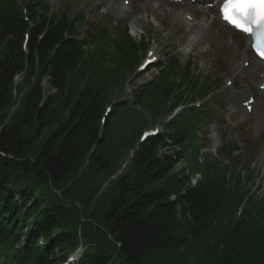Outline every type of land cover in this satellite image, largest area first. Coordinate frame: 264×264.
Returning a JSON list of instances; mask_svg holds the SVG:
<instances>
[{"label": "trees", "instance_id": "trees-1", "mask_svg": "<svg viewBox=\"0 0 264 264\" xmlns=\"http://www.w3.org/2000/svg\"><path fill=\"white\" fill-rule=\"evenodd\" d=\"M68 12L0 0V257L62 264L84 245L78 264H264V197L222 162L233 144L198 162L207 83L174 58L130 103L113 99L149 40L82 32L86 14Z\"/></svg>", "mask_w": 264, "mask_h": 264}, {"label": "rangeland", "instance_id": "rangeland-1", "mask_svg": "<svg viewBox=\"0 0 264 264\" xmlns=\"http://www.w3.org/2000/svg\"><path fill=\"white\" fill-rule=\"evenodd\" d=\"M29 1V0H28ZM53 11H60L67 8L69 10V16L74 17L75 15L84 12L86 14L88 22L81 27L82 32L87 30L90 25H94L96 28H101L107 25L109 22L113 24L110 26L113 35L118 34L119 31L128 26L130 35L139 40L141 35H147L150 39L149 46L141 52V64L147 59L150 51H156L157 56L160 58L158 62L166 63L170 58L178 56L180 64L184 65L189 61H192V65L195 72L204 76L205 74L210 77L213 83L209 97H215L214 100L219 101L220 113L222 114V124L213 122L207 128V138L209 140V150L212 149V136L215 134L218 136L219 144H221L222 136H226L230 140H236L237 143L243 148L242 155L255 156L254 171L255 174L254 183L251 184V189L264 193V121L261 127H255V121L257 116L262 117L264 115V105L258 110L257 115L249 117V122H244L242 110L239 107L231 108L235 104L233 103L234 91H240L236 87L228 85V79H232L233 74V63L234 60L231 58L234 52L229 51L226 48L218 47V50L214 53L209 52L208 56L205 57L199 53V50L189 45L190 35L186 34V29L178 28L173 23L167 25L165 28L162 25L161 20L151 10L154 9L152 2H147L145 5L147 10L143 9V5L133 9V11L123 17L118 16L114 12H110V5L113 1L111 0H45ZM120 4H123V0H119ZM139 1V0H138ZM149 7V8H148ZM169 6L161 5L156 10L165 17V21H178L175 18V14L171 15ZM156 12V13H157ZM140 18L141 26L135 24V19ZM207 41L210 38L207 37ZM227 41V40H226ZM207 42V44H209ZM109 45V46H108ZM106 44L104 49L108 52L107 59L110 57L112 52V44ZM236 63V62H235ZM136 74L132 76V71L127 72V81L123 85H119L117 92L113 95V99L122 97V100H126L130 103L134 99V87L141 86L144 83L151 82L158 76L157 68L140 70L136 66ZM256 78V77H254ZM254 78L251 76L245 80L253 81ZM243 79V80H242ZM244 78L240 77L239 80H235L237 85H241L242 89L247 87ZM257 80V79H256ZM20 83V78L17 79ZM235 84V83H234ZM236 85V84H235ZM260 95V94H259ZM264 95V94H262ZM240 96V95H238ZM16 106L19 104L16 103ZM242 106V105H241ZM216 107V106H215ZM140 109V108H139ZM165 119L164 115L158 118V123L152 125L150 128H159L162 126V121ZM264 119V118H262ZM160 121V122H159ZM149 128V127H147ZM160 129V128H159ZM109 150V149H108ZM111 150H109L110 153ZM110 155V154H108ZM127 150L117 158L116 168L120 169L118 173H121L128 166L129 159L127 157ZM227 163V160L226 162ZM183 164L177 165V169L180 170ZM117 175L113 177L116 179ZM103 249V245L99 247ZM109 252L111 249L109 248ZM113 251V250H112ZM110 264H123L120 259H117L116 253L111 257Z\"/></svg>", "mask_w": 264, "mask_h": 264}, {"label": "bare ground", "instance_id": "bare-ground-1", "mask_svg": "<svg viewBox=\"0 0 264 264\" xmlns=\"http://www.w3.org/2000/svg\"><path fill=\"white\" fill-rule=\"evenodd\" d=\"M108 1V0H107ZM113 1L110 5V9L114 11L117 14H120L121 16L125 17L128 14H130L131 11L135 7H137V10L139 9V6L143 5V9L147 10L146 3L148 0H131L130 4L125 6L123 4H120L119 0H111ZM148 6V5H147ZM160 4H156L154 8L159 7ZM149 8V7H148ZM169 10H172L171 8ZM152 12L155 13V15L158 16V19L161 20L162 25L164 28L167 25L170 24H178V21H165L167 20L165 17H163L160 12H157L156 10L152 9ZM157 12V13H156ZM174 12V10H173ZM177 17H179L181 20V24L185 25L186 27L190 29H194L193 32L196 33L197 37H199V40L201 42H194L191 43L192 46H194L197 50H199V53L205 57L208 56L209 52H216L218 50V47L228 49L229 51L234 52L233 56L231 58L234 60L233 65V74L234 77H236L238 74H248L249 70H252L257 73H264V65H261L259 61H257L251 52V45H250V38L248 36H245L242 33H239L232 29L230 26H228L225 22H223L220 19L219 13L216 11V7H188L186 5H183L182 11H179L176 13ZM187 15H191L192 18L189 19ZM135 24L141 26V20L140 18L135 19ZM204 31L209 34L211 37L210 41H202L204 38ZM230 37V41H226ZM207 42L209 44H207ZM156 52L152 51V57H154ZM236 62V63H235ZM245 62H249V65L245 67L243 64ZM237 74V75H236ZM249 95L252 94V89L248 91ZM238 97V96H237ZM236 97V98H237ZM242 98L241 96H239ZM248 99V98H247ZM243 99V100H247ZM256 103V102H255ZM264 105V100H262L259 103H256L255 106L252 107L251 113L252 115H255V112H257L256 107H260ZM264 108V107H263ZM245 111V110H244ZM248 113V111H246ZM263 121L260 119H257V121Z\"/></svg>", "mask_w": 264, "mask_h": 264}, {"label": "snow or ice", "instance_id": "snow-or-ice-1", "mask_svg": "<svg viewBox=\"0 0 264 264\" xmlns=\"http://www.w3.org/2000/svg\"><path fill=\"white\" fill-rule=\"evenodd\" d=\"M222 19L250 36L254 52L264 59V0H224Z\"/></svg>", "mask_w": 264, "mask_h": 264}]
</instances>
